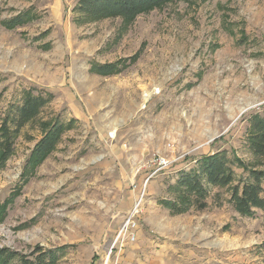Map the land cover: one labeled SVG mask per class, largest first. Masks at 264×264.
<instances>
[{
    "label": "rangeland",
    "instance_id": "374dc122",
    "mask_svg": "<svg viewBox=\"0 0 264 264\" xmlns=\"http://www.w3.org/2000/svg\"><path fill=\"white\" fill-rule=\"evenodd\" d=\"M79 1L0 0V128L14 131L7 115L27 90L52 95L0 166V250H58L55 264H264V210L244 216L231 201L248 178L236 157L255 165L249 119L264 114V0H172L130 21L84 15ZM123 60L120 73L93 71ZM55 120L72 127L24 174ZM213 150L234 162L233 182L209 186L205 210L162 206ZM132 215L136 239L111 253Z\"/></svg>",
    "mask_w": 264,
    "mask_h": 264
},
{
    "label": "trees",
    "instance_id": "16d2710c",
    "mask_svg": "<svg viewBox=\"0 0 264 264\" xmlns=\"http://www.w3.org/2000/svg\"><path fill=\"white\" fill-rule=\"evenodd\" d=\"M172 0H80L76 10L79 13L90 17H110L122 16L127 20H134L137 15L149 11ZM21 23L20 18L11 21L12 24ZM134 60V59H133ZM132 59L130 62L133 61ZM124 61L116 63L99 64L93 71L101 75H112L123 71L130 63L122 64ZM121 64V68L119 67ZM36 89L27 90L22 99V103L10 106L7 120L15 126L14 131H10L6 122L0 128V166H2L13 152V136L18 133L26 123L35 119L41 114L44 108L51 102L52 95L49 92ZM249 122L251 124L248 133V147L255 157L254 167L246 165L240 158L236 157L235 163L244 166L248 172V178L240 180L231 194V201L236 210L244 216H252L256 209L264 210V114L254 113ZM46 129L40 141L27 161L24 174L32 172L41 164L44 159L55 150L57 144L62 139L65 131L72 125L58 120L52 123H42ZM232 160L227 157V153L216 152L203 156L199 161V169L190 172L183 171L179 180L170 188L173 199H163L161 205L170 209L173 214L188 212L191 208L205 210L208 207L207 197L209 186H227L234 180V169ZM233 162V163H234ZM4 205H0V210ZM43 250L41 247L37 252ZM59 250H61L59 248ZM31 256L34 260L22 258L18 252H11L8 249L0 250L1 262H12L15 259L21 264H55L58 260V250H48Z\"/></svg>",
    "mask_w": 264,
    "mask_h": 264
},
{
    "label": "built area",
    "instance_id": "2783aa9c",
    "mask_svg": "<svg viewBox=\"0 0 264 264\" xmlns=\"http://www.w3.org/2000/svg\"><path fill=\"white\" fill-rule=\"evenodd\" d=\"M161 166L160 167H165L168 163L165 161V159L161 158ZM163 161V164H162ZM127 220V223L124 225V227L120 230L116 240H115V246L111 249V253L113 250H116V245H123L125 242L133 241L136 239V233L135 229L137 227V222L134 219V215L130 216Z\"/></svg>",
    "mask_w": 264,
    "mask_h": 264
},
{
    "label": "crops",
    "instance_id": "0c3cea01",
    "mask_svg": "<svg viewBox=\"0 0 264 264\" xmlns=\"http://www.w3.org/2000/svg\"><path fill=\"white\" fill-rule=\"evenodd\" d=\"M216 151H218V150H213V152H212V153H215ZM212 153H211V154H212ZM209 154H210V153H209Z\"/></svg>",
    "mask_w": 264,
    "mask_h": 264
},
{
    "label": "bare ground",
    "instance_id": "6f19581e",
    "mask_svg": "<svg viewBox=\"0 0 264 264\" xmlns=\"http://www.w3.org/2000/svg\"><path fill=\"white\" fill-rule=\"evenodd\" d=\"M145 99H147V95H146Z\"/></svg>",
    "mask_w": 264,
    "mask_h": 264
}]
</instances>
